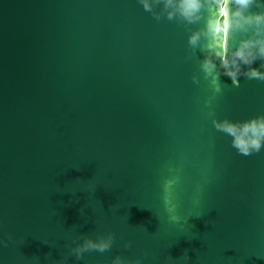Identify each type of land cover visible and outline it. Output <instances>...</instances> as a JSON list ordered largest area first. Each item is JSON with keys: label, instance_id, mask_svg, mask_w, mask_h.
Instances as JSON below:
<instances>
[{"label": "water", "instance_id": "95a60500", "mask_svg": "<svg viewBox=\"0 0 264 264\" xmlns=\"http://www.w3.org/2000/svg\"><path fill=\"white\" fill-rule=\"evenodd\" d=\"M202 23L0 0V264H264V148L239 153L212 121L264 112V81L214 93L187 42Z\"/></svg>", "mask_w": 264, "mask_h": 264}, {"label": "clouds", "instance_id": "9594fccd", "mask_svg": "<svg viewBox=\"0 0 264 264\" xmlns=\"http://www.w3.org/2000/svg\"><path fill=\"white\" fill-rule=\"evenodd\" d=\"M139 3L157 20L163 14L168 19L180 18L189 24L203 21L189 32L187 42L191 52L200 50L199 68L214 93L222 90L221 75L228 76L233 85L240 83L241 75L264 81V0H139ZM253 5L256 11L249 10ZM257 60L261 62L258 66ZM192 79L199 82L195 74ZM208 113L212 115L211 108ZM212 121L216 129L231 137V144L239 153L249 155L264 148V112L244 119L212 115ZM165 202L169 205L168 211L173 213L170 218L179 220L170 195L165 196ZM112 239L111 232L95 238L85 237L72 250L77 257L92 249L104 251L111 247ZM111 264H141V261L117 254Z\"/></svg>", "mask_w": 264, "mask_h": 264}]
</instances>
